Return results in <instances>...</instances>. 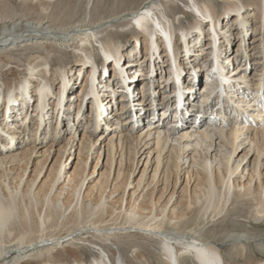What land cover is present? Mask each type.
I'll list each match as a JSON object with an SVG mask.
<instances>
[{
  "label": "bare ground",
  "instance_id": "6f19581e",
  "mask_svg": "<svg viewBox=\"0 0 264 264\" xmlns=\"http://www.w3.org/2000/svg\"><path fill=\"white\" fill-rule=\"evenodd\" d=\"M50 1L18 0V3L14 4L13 0H0V87L2 85L4 88L0 91V264H68L66 255L73 257L72 264H150L143 254V252L151 254L148 248H145V251H136L130 258L126 250L123 252L120 249L127 245L131 246L125 240L131 237L156 242L159 245V253L152 256L160 264H186V262L231 264L226 261L224 255L239 248L233 258L235 262L242 259L246 247L256 249V254L264 258V232L260 233L255 229L250 232L249 230L252 229H247L245 226L235 231L216 228L226 222L223 217L228 216L227 214L233 210L226 208L232 191H234V201L228 206L255 208L254 211L251 209L253 215L245 217L249 222L256 224L254 228L260 227L257 224L264 218V158L260 159L264 152V144L256 145L257 131L255 130L254 136L251 137L249 132L252 127L248 125V119L253 117L255 110H252L250 116H246L244 123H236L243 118V113L255 108L257 113L255 118L253 117V123L256 124V128L264 120V108H260L264 104L262 90L264 89V0H217V3L186 0V6L189 2L191 5L189 8L191 10L193 8L194 16L199 18L193 20L187 27L178 26L176 31L182 39H180L182 44L179 43L183 51L188 44L196 45L198 41L195 38L201 39V30L206 28L207 44L201 49V54L197 49L194 55L196 57L204 55L201 61L207 62L210 68L207 74H201L200 65L195 66L194 78L196 81L201 79L205 86L202 90L201 104L192 97L193 93H186L184 99L187 100V109L183 108L181 101H178L183 98L181 93L183 89L180 87L184 88V86L182 84L180 86L178 81L183 83L185 79L186 63L183 62L182 67L178 64L181 61L179 60L181 57H176L179 47L172 43L175 33L167 20L168 16L159 17L155 13L159 5L168 4L167 7L172 15H176L179 9H176L173 3L181 0H139L135 8H125L119 13L113 12L114 14L90 25L61 27H54L49 21H45L47 14L45 11L50 7ZM214 4L219 6L218 15L214 11ZM23 5L34 11L36 18L33 21L22 19L14 21L10 17ZM186 13L182 12V14ZM229 17H231L228 20L231 27L228 32H224L223 21ZM131 25H134L135 31L133 40L139 41V38H142L143 56L139 61H136L135 48L130 49L129 52L126 49L124 54L119 49L122 47L119 40L125 37L120 30ZM251 27H253V35L249 34ZM112 29H115L113 37L101 38L105 33L112 36L109 34ZM235 31L236 33L238 31L236 37L234 36L235 41H231V35ZM225 34H228L224 38L226 43L228 46L234 45L235 49L234 53L231 52L229 56L221 59V56L227 54V45L224 42L220 43V38ZM188 37L190 43H187ZM91 40L98 45L95 46L97 49L95 55ZM158 41L169 61L166 80L161 81L158 87L162 86L161 90L165 91L172 86L171 91L163 94V101L175 100L171 112L173 115L171 116L174 117L171 125L168 126V122H165L167 123L165 126L163 123L167 119L166 111H169V116L171 109L165 106L166 111L159 119L156 112L157 103L153 101L149 107V122L145 126L148 128L145 131L136 128L147 116L145 108L148 97L145 99L144 93L139 100L141 104L138 103L139 106L134 108H138L139 112L136 111V116L134 112L130 118H133L130 124L133 123L134 128L122 130L120 127L119 135H112L106 144V162L109 164V170L105 181L101 177L96 182L88 181L87 165L94 145L89 132L80 145L79 152L82 154L86 151L85 155L78 158L73 172L67 173L63 169L65 155L71 152L73 147L71 146L67 152L62 146L64 153L59 154L48 169L47 166L51 161L49 159L52 158L49 147L40 154L41 159L33 170L30 169L32 174L26 177L28 166L33 164L32 156H36L37 151L34 142H28L29 136L23 138L26 134L22 126L26 124V127H29V124L33 123L32 136H35L43 124V119H45L44 124L49 125L51 113L45 108L53 101V79L59 78L61 88L67 91L65 95L62 92L61 98L65 100L68 96L70 100L66 104L61 98L56 99L59 104L61 102L60 108L65 107L67 112L65 118L73 115L70 110L75 107L76 118L81 119L83 98L84 104H87L88 97L91 96L93 130L98 128L100 121H105L102 119L101 111L105 112L109 109L108 104L111 102L109 95L116 93L119 88L124 89L126 93L121 95L122 99L115 101L117 99L113 98L114 104L123 106L122 109L115 107L116 112L112 110L104 113L111 118L108 124L111 121L115 122L114 124L112 122L109 129L116 130V126H122V121H129V118L126 120L121 118L127 106L132 108L134 97L132 91L137 90L141 84L133 81V78L136 79L138 75L144 79L153 78L159 51L163 55L161 50L156 48L157 45L159 46V43H156ZM57 46L75 50L70 54L78 58L70 70L61 67L62 58L49 57L51 52L62 54ZM246 49L252 52L250 54L248 52L247 58L255 57L254 64L259 61L263 64L259 75H263V78L260 77L257 83L254 82L256 83L254 90L251 88L253 85H246L247 92L241 91L240 83H237L239 87L237 92L240 90V94H237L231 92L233 91L231 81L238 78L247 82L245 76L241 77L248 64L247 58L242 59L243 55L247 56ZM169 56L173 58L169 59ZM183 56H187L190 63L191 58L188 57L187 51ZM98 58L112 62L109 75L106 76L101 72L99 75L96 74L94 69ZM124 59L127 61L125 62ZM141 60L145 65L140 64V70L131 73L135 61L138 66ZM223 61H227L230 66H236L237 70H229ZM241 61L243 65L238 64ZM9 66L21 69L25 74L22 78H18L21 73L15 75L12 72L3 78L7 74L3 72ZM55 66L59 67L54 68ZM179 67L181 69L176 76ZM144 68L145 72H143ZM72 71L74 73L69 75ZM76 81L81 83L76 84ZM245 82L242 83L249 84ZM97 83L101 85L100 90L99 87H94ZM149 87L151 85L146 84L144 92H148ZM251 89L252 93L255 92L254 96L248 93ZM191 90L194 88L191 87ZM177 92H180L179 95ZM173 96L176 98H172ZM246 98L249 99L248 102H242ZM239 101L246 107L240 106ZM33 105L38 109L34 112L36 115L34 118L28 114L29 107ZM216 105V112H211ZM3 106H6L8 113L2 115ZM189 109L198 115L192 116L195 124L191 127L195 129L191 128L193 131L187 132V128H182L181 131L173 132L179 129L180 119H183L182 111ZM228 110L235 116V123L233 122V125L226 129L225 114ZM119 111H121L120 115ZM188 117L186 115L183 121L189 120ZM70 121L75 126L73 118ZM79 125L81 121L76 124L74 132L78 130ZM260 129L264 130L262 126ZM242 136H245L244 141L241 139ZM21 139H24V142H20ZM21 143H24L22 147ZM151 147L152 150H149ZM243 149H246L245 152L235 161V155ZM253 150L256 155L249 170L244 167L246 163L242 165V162ZM145 151L148 152L147 155H155L153 161L155 168L151 181L141 187L147 173V168L143 169L136 183L137 189L126 196V189L131 185L129 179L138 168V158L145 154ZM117 152L118 168L110 180L114 162L116 164ZM124 153L125 155L128 153L129 157H124ZM124 163L128 165L122 169ZM242 171L245 174L241 175ZM184 178L185 184L177 202L174 197L178 195ZM160 182L163 183V187L155 200L153 192ZM140 187V191L137 192ZM150 187L153 188L152 191ZM171 201L172 204L169 206ZM213 218L218 219L212 222ZM78 244L82 245L85 251L89 246L98 248L99 253L92 258V261L85 262L80 259L85 251L78 250L76 247ZM111 247H115L116 252H112ZM116 255L119 257L116 258ZM249 258L250 256L245 257L246 260Z\"/></svg>",
  "mask_w": 264,
  "mask_h": 264
},
{
  "label": "rangeland",
  "instance_id": "374dc122",
  "mask_svg": "<svg viewBox=\"0 0 264 264\" xmlns=\"http://www.w3.org/2000/svg\"><path fill=\"white\" fill-rule=\"evenodd\" d=\"M34 1H36V0H34ZM140 1L139 0L138 1H136V0H51L50 3H49V4H51L50 7H48L47 11H45V12H47L45 21H49L50 24L53 25L54 27H61V26H66V25L87 26V25L95 23V22H97V21H99L101 19H105L106 17H108V16H110V15H112L114 13H119V12L125 10V8L126 9L135 8ZM171 1H173V0H171ZM194 1L195 2L196 1L197 2L198 1L202 2L203 1L205 3H207V1H211L213 3L214 2L217 3V0H194ZM13 3L17 4L18 0H13ZM173 5L176 7V9H179V12H177L176 15H172V13L170 12V10L167 7L168 4L159 5L157 7V10H155V9L154 10H155L156 15L159 16V17L161 15L168 16L167 20H168L169 24L172 25V27L174 29V33H175L174 34L175 36H173V38H172V43L174 42L175 46L179 47L178 48V54H176V57H179V58L181 57L179 59L181 61L178 64L179 65L181 64V67H182L183 66L182 63L183 62L186 63L185 64L186 65V67H185L186 74L184 75L185 79H184L183 83H181V81H178L180 86H181V84L184 86V88L180 87V88L183 89L182 92H181L183 98L181 96L182 100L178 99V101L179 102L181 101L180 104L184 105L183 108L187 109V103H186L187 100L185 101L186 96H187L186 93H189V92L193 93L192 97L195 100L197 99L196 102L198 104L200 102H202L201 95L203 94L202 90H203V87L205 86V83L203 82V84H202V80L201 79H197V81H196L195 78H194L193 72H194V68H195V66L197 64L200 65L199 67H201V74L202 73L203 74L204 73L207 74V72L210 70V68L208 67V63L207 62L204 63L203 61H201V59L203 58L204 55H197L198 57H196L194 55V53L198 49L197 51L199 52V54H201V51H202L201 49H203V47L206 46V44H207L208 35L205 33L206 28H203V30H201V34H202L203 37L201 36V39L195 38V40L198 41L196 43L197 46L195 44L193 46H191V44H188V46H187L185 51H187L188 57L191 58V61L189 63L188 58H186L187 56L186 57L183 56V55H185V51H183L182 48H181V45H180L181 37L177 33L176 30H177L178 26L187 27L190 23L193 22V20H196L199 17L194 16V14H193L194 9L191 7L192 10H193L192 11L189 8V6H191L189 2L187 4L188 6H186V0L174 1ZM214 6H215L214 7V11L218 15L219 12H220L219 6H217L216 4H214ZM184 11H186L187 13L184 12ZM39 12H40V10H39ZM182 12L186 13V14H182ZM10 17H12V20H14V21L20 20V19L33 21L36 18V15H35L34 11L28 9L26 7V5H23L21 7V9L15 10L13 12V14L10 15ZM230 19H231V17H229L228 19H225V21H223V26H222L223 29L222 30L224 32H228L230 30L231 24H230V22H228V20H230ZM236 25L237 24H235V26ZM248 27H250V26H248ZM219 28H220V26H219ZM114 30L115 29H112V30L109 31L110 32L109 34L112 35V36L106 35V33H105L104 35H102L101 38L104 39V38L113 37ZM120 31H121V33H123L125 35L124 38L119 40V44L122 46L121 48H119L120 52L124 54L126 49H127V52H129L130 49H134L135 48V50H134L135 52L134 53H136V51H137V53H136V61H139L140 58L143 56V53H142V51H143L142 47L143 46L141 45L142 38H139V41L133 40V34L135 32L134 31V25L126 26V27L122 28ZM237 33H238V31H237ZM237 33H236V31L233 32V35H231V41L232 40L235 41L234 38L236 37L235 34H237ZM250 33H251V35H253L252 34V33H254L253 32V27H251L249 29V34ZM223 36L224 37L220 38V43L222 44L224 42V44L227 45V47H226L227 54L226 55L224 54V56H221V59L224 58V57L226 58L227 56H229L230 53L233 52L234 49H235L234 45H230L229 44V46H228V43H226V41L224 39L226 36H228V34H225ZM188 39H189V37L187 38V43H190V42H188ZM156 43H159V46L158 45L156 46ZM156 43H155V46H156L157 50H161L163 55H161L160 51H159V55H157L159 57L157 58L155 56L158 59V60H156V62L157 61L158 62L156 63V67L154 69L155 71L153 73V78L149 79V78L145 77V79H144L140 75H138L139 77H136V79L133 78V81H137L138 83H141V84H139L138 89L135 88L137 90H133L132 91L133 96H134L133 97L132 108H128V106H127L126 111L124 110L125 114L121 118V120H126V119L129 118V121L128 120L125 121V122L122 121L121 122L122 126H116L117 127L116 130L109 129L110 126L112 125V122H113V124L115 122L111 121V123L108 124V121H110L111 118L108 117V114H105L106 115L105 116L104 113H106V112L108 113V112H110L112 110L114 112H116V108L115 107H117V108L121 107V105L118 106V105L114 104L115 102H114L113 98L117 99L115 101H118L120 98L122 99L121 95H124L126 93L124 91V89H122V88L118 89L117 88L118 89L117 92H116L117 95H116V93L109 95V99L111 100V102L108 105L110 107L105 112L101 111V113L103 112L102 119L103 120L105 119V121H103V122L100 121V123H99L100 125L98 126V128L93 130V128H91V126H92V121L91 120L93 119V117H91V104H90L91 101H92L91 98H90L91 96L88 97L89 101L86 100V101H88L87 104H84L85 100L83 98V106H82V110H81V114H83V116H82L81 119L76 118L77 109L75 107L70 110V112H72L73 115H70V116H68V118H65V116H66L65 114L67 113L66 110L64 109L65 107L64 108H62V107L60 108L59 105L61 104V102L59 104V101H57V100H58V97L59 98L62 97V92L65 95L67 93V91H66V89H62L61 88L62 85H61V83H59L60 82L59 78L53 79V83H54L53 84V89H52V93L54 94L53 98H52L53 101L50 103L51 105H49V106H47L45 108V110H49L50 113H51V117H50L51 120H50L49 125H47L46 123L44 124L45 119H43V124H42V126L39 127V131H38V133L35 134V136H32L33 135L32 131H34V124L33 123L29 124V127H26V124H24V126H22L23 127L22 129L25 131V134H26V136H23V138L29 136L28 142H30V143L34 142L35 149L37 151V155L36 156H32L33 164H30L28 166L29 168H28L26 177L28 175L32 174V173H30V171L33 170V168L35 167V164L38 162V160L41 159V155L40 154H42L43 151L48 150L49 147L51 148V157L52 158L49 159V161L51 160L49 166L46 165L48 169H49L50 165L53 163V161L55 160V158L59 154L61 155V153H64V151H62L63 150L62 146H64L66 148V149L65 148L64 149L67 152H68V149L70 150L71 146L73 147L71 152L66 153L65 160H64V164L65 165L63 167V169L67 173L73 172L74 167H76V165H77L78 158H80V156L82 158V157H84L83 155H85L86 151H83L82 154L79 152L81 150L80 149L81 148L80 145L83 142L84 136L89 132L91 134V139H92V142L94 143V145H93V148L91 150V153H90V156H89V160H88V165H87V173L89 174L88 181L96 182L100 177L105 181L107 179L108 170H109V164L106 162V150H107L106 144L108 143V140L110 139V137L112 135H116V134L119 135L118 133L120 132L121 128H122V130H126V129L128 130L131 127L134 128L133 123L130 124L131 121L133 120V118L132 119H130V118L133 116L132 114L134 112H135V116H136V111L139 112L137 110L138 108L137 109H134V108L139 106V104H138V103H140L139 100L141 99V97H142V95L144 93H145L144 95H146L145 99L148 97L147 102H146L147 106L145 108V115L147 114V116L145 117V120L143 122H139V125H137L136 128H138L140 130L143 129V131H145L148 128V127H145V126H147V124L149 122V120H148V116L150 115V111H149L150 108L149 107H150V104L153 101L157 103V109L156 108L155 109H156V112H157V117H159V119H160V116H162V114L166 111L165 108H164L165 106L169 107L171 109L170 115L169 116L167 115V119H165V121L163 122L165 126L167 125V123H165V122H168V126L171 125V123L173 122V120H172V118H173L172 116L173 115L171 114V112L174 109L173 105H175V103H174L175 100H171V101L168 100V102H166V100L163 101V94L165 92L171 91L172 90V86L168 87L165 91L161 90L162 86L158 87L161 84V81L164 82L166 80V76H167L166 73L168 72V70L166 68L169 66V61H168L167 57H165L164 52L162 51L161 43L159 41L156 42ZM91 44H92V46H94L93 54L95 55L97 53V49H96L95 46H98V45H97V43H94L93 40H91ZM194 47H196V48L194 49ZM57 48H58V50H60L62 52V54H59V53L56 54L54 52H51L49 54V57L50 58L56 57L57 59L62 58V62L60 63V64H62L61 67H65V70H70V68L72 67V65H74V63L76 62V59L78 58V57L75 58L74 56H72L70 54L72 52L74 53L75 50H71V48H68V47H65V46H57ZM248 52H249V54L252 53L250 49H246L247 56L242 54L244 56V58H242V59L246 60V58L248 57ZM170 56H169V59H172L173 57L171 58ZM15 58H18L19 60L21 59L20 57H15ZM254 58L253 57L252 58H247L248 59V61H247L248 64H246V66L244 68V71L242 72V75H241V77L245 76L244 78L246 79L247 82H249V84H244L242 82H245V81H240L238 78H235V80L231 81V82H233L232 83L233 86H231V90L233 89V91L230 90L231 92H233V93L236 92L237 94H240V90L241 91L244 90L245 92H247L246 85H251V86L253 85L251 88L254 90L256 88V86H254V85L258 82L257 80L260 77L263 78V75L259 76L261 74L260 70H261L263 64L260 61L258 62L259 64L258 63L254 64L255 63V61H253ZM143 60L140 61L138 66H137L136 61H135V64L132 67L131 73L134 74V72H137L138 70H140V64L144 63ZM126 61L127 60H125V62ZM24 64L25 63H23V65ZM111 64H112V62L105 61L104 58H98L97 66L95 67L94 70L96 71V74H98V75H99V72H101V73H103L104 75L107 76V75H109L108 73L112 69V65ZM223 64L226 65V67L229 70H231V71H233V70L236 71L237 70L236 66H232V65L230 66V64H228L227 61H223ZM238 64L243 65V61H241V63H238ZM144 65H145V63H144ZM56 67H59V66H55L54 68H56ZM180 69L181 68L179 67V69L176 71V76H178L177 74L180 71ZM12 70H14V71H12ZM94 70H93V72L95 74ZM12 72L15 73V75H17L18 73H21L20 75H18V78H22L23 75L25 74V72L22 71L21 69H17V68H14L12 66H9V67H7V69L4 70L3 74H5V73H7V74L3 78H5L6 76L10 75ZM143 72H145V68H144ZM73 73L74 72L72 71V72L69 73V75H72ZM75 74H77V73H75ZM263 74H264V71H263ZM147 81L151 85L152 88L149 87V91L148 92H144V90H145L144 86L146 84H148ZM78 82L76 81L75 83L77 84ZM247 82H245V83H247ZM254 82H256V83H254ZM79 83H81V82H79ZM237 83H240L239 85L241 87L238 92H237V90L239 89V87L236 85ZM95 85H94V87H99V90H100V86L101 85H99V83H97L96 86ZM118 87H120L119 84H118ZM191 87L194 88V90H191ZM225 87H227V86L225 85ZM58 88H61V89H58ZM3 89L4 88L1 85L0 91H2ZM252 89L250 91H248L249 94L252 93ZM262 90L264 91V89H262ZM140 91H142V93H140ZM225 91H226V89H225ZM135 92L137 94H135ZM179 93L180 92H177V95H179ZM253 94L255 95L254 91H253L252 95ZM261 95H262V93H261ZM259 96H260V94H259ZM143 98H144V96H143ZM172 98H174V96ZM188 98H189V100H192L190 97H188ZM248 98L243 99L242 102H248V100L251 99V98H249V99ZM61 101H64V103L67 104L70 100H69V98L67 96V99H66V97H65V100H63L61 98ZM72 102H74V100H72ZM33 103H35V100H33ZM31 104H32V101H31ZM250 104H252V101H251ZM239 105L246 107L241 102H240ZM31 106L28 109V112H29L28 114L29 115L31 114V117L34 118L36 116L34 114V112H37L38 109H37V106L35 108H34V105H33V107H31ZM122 107H121V109H122ZM260 108L261 109L264 108V104H262ZM216 109H217V105L212 108V111L211 110L210 111L211 112H213V111L216 112L215 111ZM250 110L251 111L247 112L248 114L247 113H245V114L243 113V118L241 120H238V122L236 121V123H238V124L244 123L246 121V116L247 115L250 116L252 114V110H255L254 113L252 114L253 117H254L256 115V113H257L256 108L255 109H250ZM185 111L184 110L182 111L183 119L187 115V116H189L188 117L189 120L185 119L186 121H183V119L181 118L182 120L180 119L179 129H175L173 132H176V130L177 131L178 130L181 131L182 128L183 129L187 128V132L188 131L189 132L193 131V130H191V128H192L191 126H193V124H195V122L193 121V117L198 116V115H196L195 111H190V109H189V111L188 110L186 112ZM231 112H230V110H228V112L225 114L226 115L225 116L226 117V123H227V124H225V126L227 127L226 129L230 128V126L233 125V122L235 123V121H234V117L235 116H233V114ZM1 113H2V115L8 113V109L6 108V106H3L2 110H1ZM74 114H75V116H74ZM120 114H121V111H119V115ZM47 116H49V115H47ZM151 116H153V115H151ZM253 117L248 119V125H249V127L250 126L252 127V130L249 132V135H251V137H253L254 134H255V130H256L257 134H258V136H256V145L260 146L261 143H262V145L264 144V130H261V129L259 130V128L262 126V128L264 129V120L261 122V125H259L258 128H256V124L253 123V121H254ZM72 118L74 120L73 122L75 123V126L72 125V121H70V119L72 120ZM134 119H135L134 122H136L137 121L136 118H134ZM256 119H257V117H256ZM256 119H255V121H258ZM79 121H81V125H79L78 130L74 132V129L76 128V124L79 123ZM159 122H161V121H159ZM258 122H260V121H258ZM253 127H255V128H253ZM192 129H195V128H192ZM241 139L244 141L245 136H242ZM22 141L24 142V139L20 140V142H22ZM30 143H27V144L29 145ZM84 143H86L85 145H87L86 141ZM20 145L22 147L24 145V143H21ZM67 145H69V146L67 147ZM149 150H152V147ZM245 150L246 149H243L242 151H239V153H237L235 155V158H234L235 161L238 158H240V156L242 155V153L245 152ZM146 152L147 151H145V154H143L140 158H138V161H139L138 168H137V170H135V173H133L131 175L130 179H129V182H131V185L128 186L127 189H126V196L130 195L132 192H134L137 189L136 183L138 182V180H139V178H140V176L142 174L143 169L147 168V173H146V176H145V178H144V180L142 182L141 187L144 184H148L151 181L152 174H153V171H154V168H155V164L153 163V161L155 159V155H153V154L147 155L148 152L147 153ZM255 155H256V152L254 150L252 152H250L248 157L243 160L242 165H244L246 163L244 167H246L247 169L250 170L252 168V164H253V160H254ZM125 156H126V158H128L129 154L126 153V155H125V153H124V157ZM262 158H264V152H263V155H261L260 159L262 160ZM115 160H116V164L114 162L113 169L111 171L110 180L112 179L114 173L116 172L115 170L118 168V164H117V162L119 160L118 152L115 155ZM125 165L126 164L124 163L122 169L125 168ZM127 165H126V167H127ZM261 170H262V168H261ZM243 174H245L244 171L241 172V175H243ZM237 180L239 181L240 177L237 178ZM243 180L244 179H242V181ZM184 184H185V178L183 179V182L180 184V189L178 190V192H179L178 195H176L174 197L175 199H177L176 200L177 202L180 200V196L182 194V193H180V191H181L182 187L184 186ZM141 187L138 189L137 192L140 191ZM162 187H163V183H161V182L158 185L155 186L156 189L153 192V198L155 200L159 197L160 194L158 192H161ZM149 189H151L150 191L153 190V188H151V187ZM146 190H148V188ZM233 193H234V191H232V194L230 195L228 204L226 206V208L229 207V209L232 208L233 210L230 211L229 214H227L228 216H224L223 217L226 222L216 226L217 230L225 229L226 231H235V230L240 229L241 226L242 227L245 226V228H247V229H249V228L252 229V230H249L250 232L253 231V229L257 230V232H260V233L264 232V218L261 220V222H258V224H257L260 227H255V228L253 226H255L256 224L254 222H249L245 218L247 215H253L252 211H254L255 208L246 207V206L238 207L236 205L228 206L230 203H232L234 201ZM172 201H174V200H172ZM172 201L169 204V206L172 204ZM245 209H246V211H245ZM251 209H252V211H251ZM217 219L218 218H213L212 222H215V220H217ZM215 231L216 230H214V232ZM125 240L127 241L126 243L127 244L129 243L131 246L128 247V245H127V247L124 246L123 249L120 247V249L123 250V252L126 250L125 252L129 256V258L132 257L136 251H145L144 249L148 248V250L151 252V254H149V253L146 254L147 252L146 253L143 252V254L147 257V259L149 260L150 264H160V262L154 256H152L154 254L157 255L159 253V250H158L159 249V245L156 242H152V241L150 242L149 240L147 241V240L139 239L137 237H131V238H129V239L127 238ZM107 244L109 245V242H107ZM76 247L78 248V250L85 251L82 248V245H80V244H78ZM111 248H112L111 249L112 252H116L115 247H111ZM136 248H137V250H135ZM246 248L243 251L244 255H243L242 259L236 260L235 261L236 263L234 262L233 258H234V255H236V252L239 251L238 250L239 248H235L233 251L227 252L228 255L225 254L224 258L226 259V261L228 260L227 261L228 263H231V264H260V263L263 264L264 263V258H261L260 256H258L256 254L257 253L256 249L254 250L252 247H246ZM98 253H99L98 248H94V247L89 246L88 250L85 251L80 256V259L85 261V262H90V261H92L93 257L98 255ZM248 256H250V258L248 260H246L245 257H248ZM65 257H66V261L68 262V264H72V258L73 257L71 255H66ZM118 257L119 256L116 255V258H118ZM186 264H192V262H189V263L186 262Z\"/></svg>",
  "mask_w": 264,
  "mask_h": 264
}]
</instances>
